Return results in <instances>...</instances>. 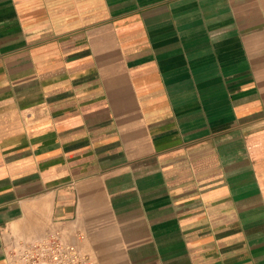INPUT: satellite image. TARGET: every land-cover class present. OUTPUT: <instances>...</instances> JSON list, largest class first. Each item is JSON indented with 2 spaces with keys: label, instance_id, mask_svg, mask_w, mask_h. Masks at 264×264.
Instances as JSON below:
<instances>
[{
  "label": "crops",
  "instance_id": "obj_1",
  "mask_svg": "<svg viewBox=\"0 0 264 264\" xmlns=\"http://www.w3.org/2000/svg\"><path fill=\"white\" fill-rule=\"evenodd\" d=\"M54 232L264 264V0H0V264Z\"/></svg>",
  "mask_w": 264,
  "mask_h": 264
},
{
  "label": "built area",
  "instance_id": "obj_2",
  "mask_svg": "<svg viewBox=\"0 0 264 264\" xmlns=\"http://www.w3.org/2000/svg\"><path fill=\"white\" fill-rule=\"evenodd\" d=\"M16 257L20 264H94L77 246L63 240L59 232L19 248Z\"/></svg>",
  "mask_w": 264,
  "mask_h": 264
}]
</instances>
